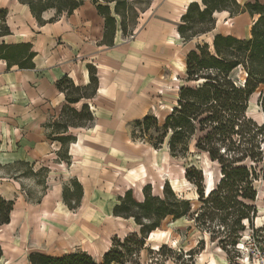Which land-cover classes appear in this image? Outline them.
<instances>
[{"label": "crops", "instance_id": "crops-1", "mask_svg": "<svg viewBox=\"0 0 264 264\" xmlns=\"http://www.w3.org/2000/svg\"><path fill=\"white\" fill-rule=\"evenodd\" d=\"M192 1L200 0H151L139 12L137 26L126 35L116 17L113 43L106 45L103 17L89 0L71 14L57 15L54 9H47L41 13L40 22L27 4L0 0L9 30L0 35V43L28 42L35 52L33 68H7L6 61L0 59V197L13 200L9 222L0 225V264H16L22 257L24 264H30L28 254L45 253L41 249L45 239L62 232L63 227L78 232L82 224L90 236L96 230L94 221L102 219L106 211L114 219L130 220L112 214L115 201L109 207L98 205L109 201L113 190L118 197L137 183H149L148 176L158 162L154 154L160 148L133 139L129 123L151 114L153 99L170 92L166 85H173L172 92L177 95L186 53L200 37L184 41L177 32L180 17ZM237 1L243 4L255 0ZM222 13H227L235 25L250 19L240 33L222 34L238 38L250 35L256 15H230L223 10L214 13L216 22L217 14ZM132 32L133 36L126 39ZM88 66L96 72L95 95L72 106L88 103L93 120L83 127L69 126L62 133L75 137L67 146L66 161L59 157L61 144L49 138L51 127L47 126L59 118L66 103L56 82L67 76L76 85H86ZM171 103H176L175 98ZM28 168L31 172L22 174ZM40 168L47 169L44 180L37 177ZM72 179L82 187L76 209L67 208L62 199L63 186ZM86 208L79 222L74 216ZM69 218L70 224L64 223ZM105 228L111 230L108 223ZM113 236H118L117 232ZM109 246L110 242L98 256L82 250L100 258Z\"/></svg>", "mask_w": 264, "mask_h": 264}, {"label": "trees", "instance_id": "trees-1", "mask_svg": "<svg viewBox=\"0 0 264 264\" xmlns=\"http://www.w3.org/2000/svg\"><path fill=\"white\" fill-rule=\"evenodd\" d=\"M28 5L32 15L40 22L41 13L54 9L59 15L71 14L85 0H18ZM104 20L103 42L113 43L116 17L124 35L136 25L142 7L140 0H89ZM228 11L230 15L248 12L256 15L247 38L215 33L211 43L197 41L185 56V78L177 91L175 105L159 121L146 114L133 122L131 137L150 144L153 148L166 145L172 157H185L190 146L204 153L216 166V177L206 191L203 170L194 164L184 169V178L195 187L196 204L179 196L165 181L160 194L151 192L150 184L142 187V199L132 189L117 197L112 214L130 219L137 230L122 237L113 236L109 248L100 260L82 250L61 255L30 252V264H167L176 254L166 243L152 246L147 239L166 218L177 220L187 217L193 225L209 235L227 254L234 249L246 229L261 249L264 236L255 238L254 232L263 231L264 225L255 227L257 189L255 181L264 179V0L240 4L237 0H200L190 2L181 15L177 32L182 40H190L211 32L215 28V12ZM4 9H0V35L9 33ZM35 52L28 42L0 43V59L7 68H33ZM89 82L76 85L67 76L56 82L64 93L65 105L59 118L48 124L49 138L60 142L59 157L68 160L67 146L75 137L66 133L68 127H83L93 120L88 103L79 108L72 104L95 95L97 78L95 68L88 66ZM235 73V77H234ZM258 92L256 104L261 120L248 114L252 94ZM153 128L155 133H151ZM56 134V135H53ZM39 180H44L46 168ZM37 171V172H38ZM26 169L22 174H29ZM82 187L72 179L62 189V199L69 209L80 205ZM264 202V195L262 197ZM13 200L0 197V225L9 222ZM203 244V240L199 241ZM262 250V249H261ZM181 252V251H180ZM182 254V252H181ZM181 254H177L180 257ZM191 254V253H188ZM2 251L0 248V257ZM191 258V255L190 257Z\"/></svg>", "mask_w": 264, "mask_h": 264}, {"label": "rangeland", "instance_id": "rangeland-1", "mask_svg": "<svg viewBox=\"0 0 264 264\" xmlns=\"http://www.w3.org/2000/svg\"><path fill=\"white\" fill-rule=\"evenodd\" d=\"M146 0H140L135 5L137 7H142ZM244 1V0H239ZM139 18V17H138ZM240 19V18H239ZM138 21V19H137ZM250 19L245 18L240 25H235L230 22L227 13L217 14L216 28L213 32L201 35L198 39L203 40L207 43H211L212 35L215 32L221 33H234L238 34L243 31V27L249 24ZM246 25H245V24ZM137 26V25H136ZM131 32V31H129ZM133 36L128 35L126 39H130ZM195 41V40H194ZM191 45H193V42ZM234 73V77H235ZM176 77V76H175ZM185 78V70L181 76H178L177 83L179 85L183 84ZM165 88H169L170 92L163 95H159L160 99H153L152 105L150 106V113L157 116L159 121L163 120V115L169 112V108L175 103H171L172 100L177 99L172 92L173 85H166ZM164 88V89H165ZM175 91L177 88L174 89ZM161 92V90H160ZM164 96L166 98H164ZM258 92H255L250 97L248 114L251 115L257 121L261 120V115L258 112V107L256 104ZM167 99V100H166ZM133 121L129 123V129L132 127ZM151 133H155L153 128ZM154 158L156 159L157 165H153L152 173L148 176V180L151 187V192L153 194H160L161 187L165 181H168L172 189L179 195L191 200L192 203L197 202L195 187L188 183L184 178V169L189 164H194L198 168L203 170V175L205 179L206 191L211 187L215 177H216V166L209 161L208 157L204 153L198 152L193 144L190 146V150L185 157H172L165 145L158 149ZM45 176L44 172L38 171L37 177L41 179ZM146 184L137 183L133 188V194L137 199H142V187ZM255 187L257 189V199L256 208L257 213L254 219L255 227H260L264 225V202L262 197L264 195V179L259 178L255 181ZM37 194H35L36 196ZM102 196V195H101ZM110 202L101 201L98 206L102 208L109 207L111 202L117 201V192L111 191ZM102 200V197H101ZM88 208L83 212H76L74 218L79 217V222L81 221V215L86 213ZM102 215V219L99 221H94L96 225V230L94 234L90 236L85 233L87 231L85 228L87 226L78 227V232H71L65 227L61 228L62 232L59 230L58 234H49L45 239V246L43 251L45 253L57 255L63 254L65 252L82 250V248L87 249L94 253L96 256L99 255L98 252L102 251L106 244H111V235L113 233L118 234V236H123L124 234L137 230V226L132 220L114 219L110 217V213L106 211ZM107 215V216H106ZM71 222L70 218L65 220L64 223ZM111 226V230L106 231V224ZM85 227V228H83ZM113 229V230H112ZM81 232H83L81 234ZM255 238H260L264 236L263 231H257L253 233ZM251 230L246 229V232L239 240L238 245L229 251L228 255L230 259L227 258V254L223 252L219 247H217L215 242H211L209 235L203 231L197 229L191 220L187 217H182L177 220H173L171 217L166 218L162 221L161 225L154 230L149 238L147 239L148 244L152 246H157L161 243H166L168 247H171L172 251L176 254H171L173 258L167 262V264H264V244L261 246H256V241L251 238ZM203 240V244H199V241ZM27 250H25L26 252ZM83 251V250H82ZM182 254H181V252ZM191 253V254H188ZM177 254H181L177 257ZM191 255V258H189ZM21 259V260H20ZM15 261L16 264H24V257ZM96 260H100L101 257H96Z\"/></svg>", "mask_w": 264, "mask_h": 264}]
</instances>
